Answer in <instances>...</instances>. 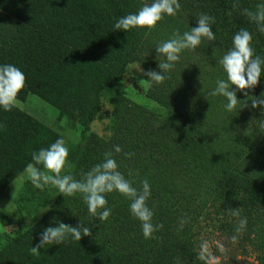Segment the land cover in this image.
I'll use <instances>...</instances> for the list:
<instances>
[{"label": "trees", "instance_id": "1", "mask_svg": "<svg viewBox=\"0 0 264 264\" xmlns=\"http://www.w3.org/2000/svg\"><path fill=\"white\" fill-rule=\"evenodd\" d=\"M153 2L0 0V65L12 64L26 77L17 98L36 95L55 107L71 128L86 126L99 115L102 92L112 90L138 54L147 83L144 95L153 106L112 90L109 138L83 129L81 142L68 149V175L82 180L111 152L133 187L139 190L147 179L153 223L163 225L154 233L158 239H145L141 222L131 214V201L116 191L106 194L111 215L105 221L89 214L81 194L69 197L58 191L44 214L28 223L23 209L48 203L52 196L51 186L41 191L27 178L24 204H17L21 218L13 237L0 247V264H209L198 251V234L201 222L214 216L237 238L241 254L254 253L253 264H264V107L253 109L248 100L242 108L243 100L251 97L237 91L242 101L229 112L225 97L209 95L218 80H227L220 61L240 29L252 34L254 55L264 59V33L243 13L245 8L256 11L264 0H178L177 14H165L154 30L114 28L119 18ZM235 3L240 7L234 9ZM201 14L214 17L216 39L204 38L194 51L182 50L174 68L163 73L164 82H151L145 73L159 72L158 64L165 62L156 47L196 27ZM249 95L264 98V65ZM61 138L16 106L11 111L0 108V194L34 163V152ZM236 210L239 217L232 215ZM245 218L246 227L238 233L239 220ZM56 220L73 227L83 222L92 235L44 245L33 256L31 248L41 232L57 226ZM0 221L11 223L2 213Z\"/></svg>", "mask_w": 264, "mask_h": 264}, {"label": "clouds", "instance_id": "2", "mask_svg": "<svg viewBox=\"0 0 264 264\" xmlns=\"http://www.w3.org/2000/svg\"><path fill=\"white\" fill-rule=\"evenodd\" d=\"M240 5L233 4L237 9ZM181 8L178 0H154L153 3L144 4L136 14H129L119 18L114 25L116 30L128 31L132 28H146L149 31L154 30L157 23L163 19L166 14L175 16ZM243 13L257 25V30L264 33V4H257L256 11L243 9ZM214 17L207 14H201L197 20V26L182 35L178 32L173 38L159 44L155 51L158 55L165 58V62L159 63V72L149 70L145 73L151 82L161 84L167 78L163 73L174 68L175 63L180 59L182 50H195L200 46L202 39L208 41L216 39L211 25L214 23ZM252 34L240 29L233 37V47L221 59L227 80H218L216 88L209 93L210 96L222 95L228 101L226 110L232 112L242 101L237 99V91H240L246 98L243 100L242 108L248 107L247 101H251V108L258 106L264 107V98L250 96L249 91L254 90L258 85L262 73L264 59L259 55H254L252 47ZM26 77L24 73L12 64L0 65V108L4 111H11L15 106L18 94L25 87ZM151 86V84H149ZM233 86L235 89L233 90ZM262 94V93H261ZM116 153L121 152L119 146L114 148ZM69 151L64 139H57L47 149H40L32 154L34 163H29L25 169L28 180L34 188L43 191L46 186H52L64 196H75L81 194L85 201L89 214L105 221L111 215V209L107 207L106 194L113 191L131 201L130 211L134 218L141 222L142 233L145 239H158L154 235L163 228L162 224L153 223V211L148 207L147 201L151 195L150 185L147 179L141 181V188L132 186L131 181L118 170V165L108 152L104 155V161L98 163L88 171L82 180H76L72 175L62 172L67 164ZM130 156L131 153H125ZM43 166L41 170L38 166ZM233 216L239 217V211H233ZM186 223L184 219L180 221L181 227ZM246 218L239 220V226L236 231L242 232L246 227ZM57 226L45 228L40 236L39 243L31 248L33 256H39L40 250L44 245H60L68 240L69 237L80 241L82 237L92 235V229L83 222H79L73 227L59 220H56ZM236 237H232L235 242Z\"/></svg>", "mask_w": 264, "mask_h": 264}, {"label": "rangeland", "instance_id": "3", "mask_svg": "<svg viewBox=\"0 0 264 264\" xmlns=\"http://www.w3.org/2000/svg\"><path fill=\"white\" fill-rule=\"evenodd\" d=\"M147 89V83L143 79V68L139 62L138 54H134L127 68L120 74L112 85V90L116 91L132 101L152 107L153 103L149 101L144 92ZM111 89H105L101 94V110L99 115L89 122L86 126L76 125L71 128L67 120L60 116L58 110L48 104L46 101L34 94L28 93L23 99L17 98L15 106L26 114L43 122L53 128L62 135L68 149L81 142V132H95L99 136L107 139L111 134L109 120L111 113ZM67 164L62 175L70 173L72 162L67 159ZM45 170V169H42ZM25 170L20 176L15 178L0 194V213L4 214L6 220L11 223L2 225L0 221V247L10 238L13 237L17 228L16 222L21 218L17 209V204H24L21 199L24 193V183L27 179ZM48 187V186H47ZM58 189L51 186V200L42 205H28L25 212V221L28 223L36 222L48 209L50 203L56 197ZM198 237L201 246L198 249L200 255L208 260L209 264H253L255 262V254H241L238 250L236 241L232 240V236L220 224L219 218L214 216L213 219H205L201 222Z\"/></svg>", "mask_w": 264, "mask_h": 264}]
</instances>
